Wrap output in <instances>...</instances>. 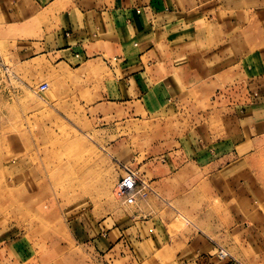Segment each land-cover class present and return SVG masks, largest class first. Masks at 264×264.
<instances>
[{"label":"crops","instance_id":"obj_1","mask_svg":"<svg viewBox=\"0 0 264 264\" xmlns=\"http://www.w3.org/2000/svg\"><path fill=\"white\" fill-rule=\"evenodd\" d=\"M0 32L15 62L71 79L90 118L187 117L152 183L176 208L150 206L152 191L106 219L90 244L109 262L264 264V0H0ZM200 157L195 181L173 170Z\"/></svg>","mask_w":264,"mask_h":264},{"label":"rangeland","instance_id":"obj_2","mask_svg":"<svg viewBox=\"0 0 264 264\" xmlns=\"http://www.w3.org/2000/svg\"><path fill=\"white\" fill-rule=\"evenodd\" d=\"M8 48L0 32V255L23 252L16 264H112L103 247L90 244L106 219L132 214L152 191L162 200L151 197L150 206L176 208L152 183L168 177L160 171L172 152L167 143L185 138L187 117L129 111L120 118L98 108L90 118L84 101L73 97L72 80L58 76L54 64L42 58L17 63ZM117 162L143 181L133 204L113 194ZM188 163L172 169L195 181L203 160Z\"/></svg>","mask_w":264,"mask_h":264},{"label":"built area","instance_id":"obj_3","mask_svg":"<svg viewBox=\"0 0 264 264\" xmlns=\"http://www.w3.org/2000/svg\"><path fill=\"white\" fill-rule=\"evenodd\" d=\"M41 88H46V85L42 86ZM118 170L120 172V176L116 187L114 188L115 196L119 199H124L126 204H133L135 197L138 194V187L143 185V181L140 179L138 172L127 165L118 163ZM217 257L220 260H223L227 259L228 255L223 249L220 248L217 252ZM235 263L240 264L237 261Z\"/></svg>","mask_w":264,"mask_h":264},{"label":"bare ground","instance_id":"obj_4","mask_svg":"<svg viewBox=\"0 0 264 264\" xmlns=\"http://www.w3.org/2000/svg\"><path fill=\"white\" fill-rule=\"evenodd\" d=\"M44 85H46V84H42L41 87L44 86ZM46 88H47V85H46ZM46 88H44V89L41 88V89H42V90H45ZM118 163H119V162H117V165H118ZM116 184H117V181H116ZM116 184L114 185V188L116 187ZM114 188H113V194H114V196H115ZM116 198H117V197H116ZM117 199H119V198H117ZM120 200H122L123 203L126 204V202H125L124 199H120ZM128 205H130V204H128ZM221 249H222V248H221ZM223 250L227 253V251H226L225 249H223ZM227 255H228V254H227Z\"/></svg>","mask_w":264,"mask_h":264}]
</instances>
